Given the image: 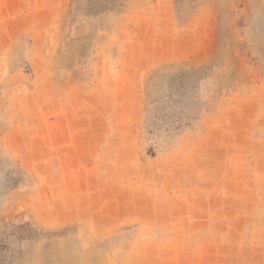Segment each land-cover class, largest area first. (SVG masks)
Returning a JSON list of instances; mask_svg holds the SVG:
<instances>
[{
    "label": "rangeland",
    "instance_id": "obj_1",
    "mask_svg": "<svg viewBox=\"0 0 264 264\" xmlns=\"http://www.w3.org/2000/svg\"><path fill=\"white\" fill-rule=\"evenodd\" d=\"M0 264H264V0H0Z\"/></svg>",
    "mask_w": 264,
    "mask_h": 264
},
{
    "label": "crops",
    "instance_id": "obj_2",
    "mask_svg": "<svg viewBox=\"0 0 264 264\" xmlns=\"http://www.w3.org/2000/svg\"><path fill=\"white\" fill-rule=\"evenodd\" d=\"M170 2V1H169ZM199 39H198V36H196V37H194L193 38V40H192V42H193V48H194V50L196 51H199V50H201L202 48H203V44H202V41L200 42V41H198ZM153 42V41H152ZM147 44H148V46H147V50L145 51V55H146V59H145V61H147V62H151L152 60H153V58H154V52H153V47L152 46H150V40H148L147 41ZM134 46V45H133ZM135 47V46H134ZM139 53H141V51H139V52H134L133 50H132V52H129V54L128 53H126L125 55H126V57L125 58H127L128 57V55H130L131 54V57L133 58V60H134V58L135 59H139V58H137V56L139 55ZM124 55V54H123ZM123 61H124V59H123Z\"/></svg>",
    "mask_w": 264,
    "mask_h": 264
}]
</instances>
